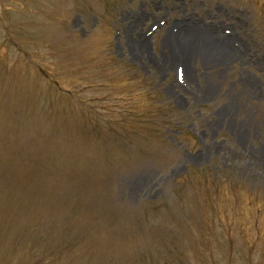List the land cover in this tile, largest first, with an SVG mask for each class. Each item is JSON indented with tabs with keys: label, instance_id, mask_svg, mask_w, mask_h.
<instances>
[{
	"label": "rangeland",
	"instance_id": "rangeland-1",
	"mask_svg": "<svg viewBox=\"0 0 264 264\" xmlns=\"http://www.w3.org/2000/svg\"><path fill=\"white\" fill-rule=\"evenodd\" d=\"M0 264H264V0H0Z\"/></svg>",
	"mask_w": 264,
	"mask_h": 264
},
{
	"label": "bare ground",
	"instance_id": "bare-ground-1",
	"mask_svg": "<svg viewBox=\"0 0 264 264\" xmlns=\"http://www.w3.org/2000/svg\"><path fill=\"white\" fill-rule=\"evenodd\" d=\"M137 25V24H135ZM217 28V25L215 26ZM216 28H214L216 30ZM213 28H202L195 26L194 24L185 31L181 29L179 33L174 34V37L170 41L173 54L170 53V58L174 57V66L178 64L183 74V81L189 78L187 65L194 63L199 67H196V71H205L213 75H217L223 69L233 66L237 61L239 67L241 63L249 60L254 56L251 52V48L246 44L245 49H241L234 45L232 35H226L219 31L211 30ZM173 31V30H172ZM171 31V32H172ZM144 32V31H143ZM233 36V35H232ZM143 35L141 34V38ZM137 41V40H136ZM138 42V41H137ZM242 52V57H239V52ZM251 53H249V52ZM146 54L145 46H142L140 57L144 58ZM137 55V54H135ZM250 55V57H248ZM241 62V63H240ZM242 92L245 96L256 97L258 89L255 80L251 79L247 75L241 77ZM249 126L245 124L246 131H249Z\"/></svg>",
	"mask_w": 264,
	"mask_h": 264
}]
</instances>
